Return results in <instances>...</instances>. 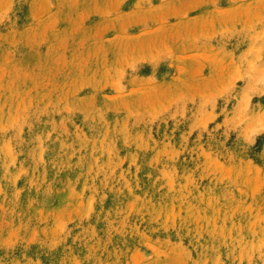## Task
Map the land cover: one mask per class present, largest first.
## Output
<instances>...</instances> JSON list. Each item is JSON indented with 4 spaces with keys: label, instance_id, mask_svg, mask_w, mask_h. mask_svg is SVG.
<instances>
[{
    "label": "rangeland",
    "instance_id": "obj_1",
    "mask_svg": "<svg viewBox=\"0 0 264 264\" xmlns=\"http://www.w3.org/2000/svg\"><path fill=\"white\" fill-rule=\"evenodd\" d=\"M0 264H264V0H0Z\"/></svg>",
    "mask_w": 264,
    "mask_h": 264
}]
</instances>
